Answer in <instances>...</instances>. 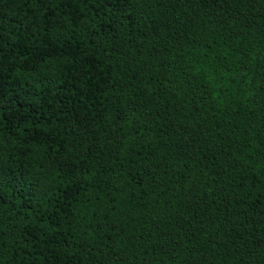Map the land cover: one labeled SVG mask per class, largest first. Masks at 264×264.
<instances>
[{"label":"trees","instance_id":"16d2710c","mask_svg":"<svg viewBox=\"0 0 264 264\" xmlns=\"http://www.w3.org/2000/svg\"><path fill=\"white\" fill-rule=\"evenodd\" d=\"M0 264H264V0H0Z\"/></svg>","mask_w":264,"mask_h":264}]
</instances>
